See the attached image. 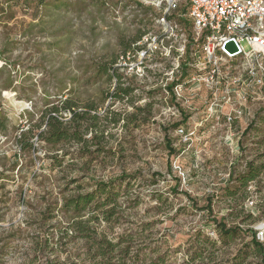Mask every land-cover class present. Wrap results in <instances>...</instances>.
I'll return each mask as SVG.
<instances>
[{
  "label": "rangeland",
  "instance_id": "obj_1",
  "mask_svg": "<svg viewBox=\"0 0 264 264\" xmlns=\"http://www.w3.org/2000/svg\"><path fill=\"white\" fill-rule=\"evenodd\" d=\"M165 9L164 0H0V264H82L87 248L65 235L70 214L59 210L61 202L121 175L137 177L117 200L118 223L98 228L108 238L131 235L134 252L160 253L166 264H232L237 257L262 264L247 233L223 242L216 223L253 229L264 244V170L245 199L229 177L264 160V99L235 95L212 113L203 86L187 83L179 96L193 63L182 47L190 27L161 25ZM148 33L163 34L159 51L142 61L122 55ZM200 60L197 54V68ZM113 61L116 77L101 74ZM122 90L123 99L110 97ZM65 99L97 108L87 147L48 149L35 137L30 151H19L20 131L42 124L48 108ZM230 103L242 115L228 125ZM179 127L193 131L189 142ZM200 253L203 262L190 259Z\"/></svg>",
  "mask_w": 264,
  "mask_h": 264
},
{
  "label": "trees",
  "instance_id": "obj_2",
  "mask_svg": "<svg viewBox=\"0 0 264 264\" xmlns=\"http://www.w3.org/2000/svg\"><path fill=\"white\" fill-rule=\"evenodd\" d=\"M188 4L186 6L178 7L174 12H172L167 19L171 21L172 19H178L180 23L184 25L189 24L186 19L182 17V14L186 13ZM141 39V34L132 40V42L126 45L123 49L122 55L125 57L126 53L135 49L134 44ZM186 52L189 50L187 48ZM114 61L111 63L110 68L106 70H101L100 73L103 75H108L109 78L116 77L115 70L113 68ZM109 70L112 71L110 74ZM174 82L167 88L172 98L174 94L172 92V87ZM123 93H127L122 90V94L119 96L116 94L111 95L114 100L123 99ZM97 108L95 106L87 107H77L71 99H65L60 101L59 105L52 106L48 108L46 114L42 118V124L29 126L26 130H21L17 140H18V150L25 152L30 151L33 142H30L36 137L37 141H42L45 147L48 149H58L63 148L64 144H73L85 149L89 142L83 138L88 132L93 133V122L98 119L96 114ZM64 114H69V116H64ZM0 124L4 127V120L0 116ZM177 126V125H176ZM174 126V127H176ZM252 128L250 124L244 133H247ZM92 129V130H88ZM5 130V128H3ZM96 136H93V139ZM97 144V143H96ZM95 144V145H96ZM98 145V144H97ZM172 150H170L169 153ZM57 161V156L52 157ZM61 164L57 163V167ZM264 170V160L255 164L253 161L248 162L245 166V171L233 178L229 176L230 179L234 180L240 188L243 189V198L247 197L246 187L250 182H254L259 177L260 173ZM137 176H127L121 175L108 182H100L95 184V189L92 192H87L81 194L75 192L74 195L68 196L61 202L60 211L64 215L70 214L68 217V225L65 229V235H75L77 239H80L85 244L87 250L85 252V260L82 264H166L165 257L157 253L156 256H148L147 254L141 255L140 252L133 251L129 242L131 235H120L116 238H108L107 235L98 228L102 225H112L118 223V217L120 212H122L121 205L118 203V198L120 196L128 197L127 185L131 181H134ZM155 179H160L162 176L158 173L152 174ZM153 179L152 181H156ZM176 181V187H174V193L178 186L179 180ZM142 184V183H141ZM124 186V187H123ZM143 186L144 185H140ZM123 189V190H122ZM224 191H230V188H224ZM234 193L228 194L229 197H233ZM134 199V204H138L141 200V195L139 193L132 194ZM136 201V202H135ZM210 209V201L206 206ZM87 216L86 218H84ZM247 219H251L252 215L247 212ZM217 232L220 240L228 241L232 240L240 234L247 233L250 236V242L248 247L252 249L253 253L260 256L262 264H264V244L260 243L256 238V232L253 229L242 230L238 225L232 228H227L226 224L222 221L216 223ZM135 235V234H134ZM133 235V236H134ZM130 237V238H128ZM204 241L211 247H215L216 242L208 241V238H203ZM192 261L200 260L203 262L205 259L202 254H197L196 257L190 258ZM78 264V263H74ZM204 264V263H202ZM232 264L239 263L238 257L235 258Z\"/></svg>",
  "mask_w": 264,
  "mask_h": 264
},
{
  "label": "built area",
  "instance_id": "obj_3",
  "mask_svg": "<svg viewBox=\"0 0 264 264\" xmlns=\"http://www.w3.org/2000/svg\"><path fill=\"white\" fill-rule=\"evenodd\" d=\"M166 1L165 13L159 18L161 25L180 28L178 19H167L182 0ZM188 4L182 17L190 27L183 49L193 63L189 64V79L178 85L177 94L185 84L203 86L208 93L210 112H217L221 104H228L235 95L240 100L264 99V0H185ZM183 24V23H182ZM180 31V29H178ZM182 33V32H181ZM183 35V34H182ZM163 34H145L134 44L135 49L126 58L137 56L141 61L159 51ZM187 41V42H186ZM233 41L238 52L229 55L224 44ZM243 43L248 51L243 48ZM189 50L187 53L186 50ZM197 54L201 60L197 68ZM185 67V66H184ZM262 95V98L260 97ZM180 96V95H179ZM226 114V124L239 119L242 112L234 103ZM176 133L183 142H189L193 131L179 127Z\"/></svg>",
  "mask_w": 264,
  "mask_h": 264
},
{
  "label": "water",
  "instance_id": "obj_4",
  "mask_svg": "<svg viewBox=\"0 0 264 264\" xmlns=\"http://www.w3.org/2000/svg\"><path fill=\"white\" fill-rule=\"evenodd\" d=\"M223 49L229 54V55H234L235 53L238 52V48L235 45L233 41H229L224 44Z\"/></svg>",
  "mask_w": 264,
  "mask_h": 264
}]
</instances>
